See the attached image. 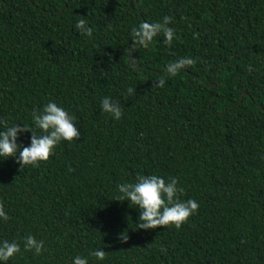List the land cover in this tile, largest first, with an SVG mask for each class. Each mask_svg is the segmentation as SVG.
Wrapping results in <instances>:
<instances>
[{
  "label": "trees",
  "instance_id": "1",
  "mask_svg": "<svg viewBox=\"0 0 264 264\" xmlns=\"http://www.w3.org/2000/svg\"><path fill=\"white\" fill-rule=\"evenodd\" d=\"M164 16L178 38L137 46L134 70L131 29ZM182 56L195 63L167 76ZM49 100L80 136L35 167L0 160V238L21 244L7 264H71L96 248L105 258L88 264H264V0H0V121L30 126ZM146 174L175 177L196 213L137 228L116 185ZM29 234L39 255L23 249Z\"/></svg>",
  "mask_w": 264,
  "mask_h": 264
},
{
  "label": "clouds",
  "instance_id": "2",
  "mask_svg": "<svg viewBox=\"0 0 264 264\" xmlns=\"http://www.w3.org/2000/svg\"><path fill=\"white\" fill-rule=\"evenodd\" d=\"M170 17L164 16L162 22H142L137 27L131 29V45L126 50L128 53L130 67L134 70L138 68L135 58L131 57V51L139 47H147L157 34H162L166 43H171L178 38L173 28L169 27ZM75 28L83 35L91 36L93 29L87 26L84 19L75 22ZM195 63L190 56L178 57L164 66V73L173 76L182 69ZM251 71V66H249ZM162 77L154 81L157 87L165 84ZM129 94L134 93V89H127ZM102 113H107L114 120H119L122 116V109L118 102L108 96H104L99 101ZM75 117L69 114L62 106L49 100L41 110H33L31 113V124L13 123L5 125L0 121V160L12 157L23 167L25 165L37 166L39 162L46 161L54 153L56 145L60 141H72L80 136L76 127ZM39 129V133L35 131ZM26 131L31 134L27 146L18 144V138ZM118 198L115 200L124 201L138 208L137 228L154 229L157 226L179 227L191 215H194L199 207L198 203L189 198L181 200L180 194L183 189L178 186L175 177H165L156 174L138 175L134 182H123L116 185ZM9 219L8 212L3 205H0V222ZM123 241L127 235L123 232L119 234ZM23 249L31 250L39 255L43 249V241L36 239L31 234L23 237ZM21 251V244L15 239L8 240L0 238V264L7 262ZM95 257L97 261H103L105 251L96 248L89 251L88 256L76 255L71 258V264H88V258Z\"/></svg>",
  "mask_w": 264,
  "mask_h": 264
}]
</instances>
